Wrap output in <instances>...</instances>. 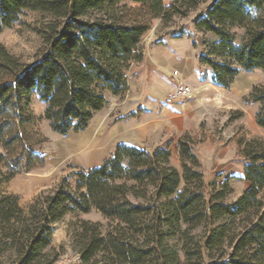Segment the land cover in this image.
<instances>
[{"label":"trees","instance_id":"1","mask_svg":"<svg viewBox=\"0 0 264 264\" xmlns=\"http://www.w3.org/2000/svg\"><path fill=\"white\" fill-rule=\"evenodd\" d=\"M205 2L0 0V32L26 10L50 17L36 30L44 48L33 62H21L0 42L4 180L47 162L30 94L44 103L42 117L57 135L85 130L109 97L125 94L127 71L141 61L140 43L152 22L168 27ZM193 26L214 38L203 40L198 57L213 83L228 89L240 73L264 70V0H212ZM246 101L258 105L254 121L264 128V86H253ZM237 145L247 188L231 204L225 202L230 177L206 183L187 137L177 143L181 171L171 165L168 147L147 151L119 143L98 167L73 172L74 187L64 177L26 210L17 196L0 192V264H54L53 224L92 209L110 225L102 233L97 222H79L72 247L82 264H264V138ZM172 237L183 260L166 242Z\"/></svg>","mask_w":264,"mask_h":264},{"label":"rangeland","instance_id":"2","mask_svg":"<svg viewBox=\"0 0 264 264\" xmlns=\"http://www.w3.org/2000/svg\"><path fill=\"white\" fill-rule=\"evenodd\" d=\"M211 1L206 0L205 3L191 11L186 17H175L173 23L169 24L168 27L174 24V33L182 32L188 35L187 37L199 46H203V40H214L211 35L198 33L193 26L194 18ZM48 21H50V17L47 14L26 10L12 27L2 29L0 42L21 62L31 63L44 48L42 38L36 30L44 28ZM157 21L160 20L152 22L150 30L155 29ZM240 74H246L245 84L241 86L235 84V81L227 90L220 91L222 107L210 106L212 122L207 126V136L204 137V140L195 138L196 147L194 151L200 161L205 182L209 184L222 182L226 177H230L231 193L225 198V202L229 204L234 203L247 188V183L241 177L244 169V159L241 156L237 141L239 139L264 138V128L258 127L254 121L257 107H254V103L246 101L253 86H264V70L255 69ZM28 100L29 109L37 118L36 127L46 139L41 144L40 151L47 156V162L39 169L30 173L15 175L8 181L4 180L5 170L0 167V192L17 196L20 206L25 210L39 193L54 190L64 177H67L68 184L74 187L75 177L73 172L85 170L82 161L85 162L88 158V151L78 150L74 145L75 141L78 140L79 132H71L65 136L57 135L42 117L44 103L39 101L35 93L30 94ZM110 102L111 97L108 98L105 109L108 108ZM210 107L208 108L210 109ZM217 108L221 109L218 110ZM97 116L99 115H96V118ZM178 161L179 156L177 157L176 169L181 171L180 162ZM81 220L99 223L102 233H105L110 225L109 219L103 217L95 209L88 213L65 215L53 224L51 246L54 252L58 254L57 261L54 264H82L77 252L72 247V238L78 230ZM198 231L199 229L195 230V232ZM166 242L177 250L180 259L183 260L179 239L172 237L168 238Z\"/></svg>","mask_w":264,"mask_h":264},{"label":"crops","instance_id":"3","mask_svg":"<svg viewBox=\"0 0 264 264\" xmlns=\"http://www.w3.org/2000/svg\"><path fill=\"white\" fill-rule=\"evenodd\" d=\"M174 30V24L163 28L157 21L155 29L141 40V61L132 63L127 71L125 94L112 96L108 108L98 112L99 116L79 131L74 145L88 151L87 160L82 161L85 170L98 167L119 143L147 151L168 147L171 164L177 168V143L187 137L196 155L195 138L204 140L212 122L210 106L222 107L220 91L227 89L213 83L209 67L198 63L203 47L196 42L193 46L184 33L177 37ZM245 77L246 74H239L232 84L236 81L243 86ZM178 84L190 86L194 97L164 104L166 94Z\"/></svg>","mask_w":264,"mask_h":264},{"label":"built area","instance_id":"4","mask_svg":"<svg viewBox=\"0 0 264 264\" xmlns=\"http://www.w3.org/2000/svg\"><path fill=\"white\" fill-rule=\"evenodd\" d=\"M194 97V90L186 84H178L163 99L164 104L184 102Z\"/></svg>","mask_w":264,"mask_h":264}]
</instances>
